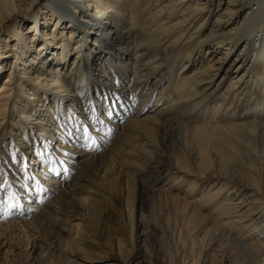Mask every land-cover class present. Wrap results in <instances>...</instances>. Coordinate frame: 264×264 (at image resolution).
I'll return each instance as SVG.
<instances>
[{"label": "bare ground", "instance_id": "bare-ground-1", "mask_svg": "<svg viewBox=\"0 0 264 264\" xmlns=\"http://www.w3.org/2000/svg\"><path fill=\"white\" fill-rule=\"evenodd\" d=\"M42 1L0 54V264H262L264 0Z\"/></svg>", "mask_w": 264, "mask_h": 264}, {"label": "rangeland", "instance_id": "rangeland-1", "mask_svg": "<svg viewBox=\"0 0 264 264\" xmlns=\"http://www.w3.org/2000/svg\"><path fill=\"white\" fill-rule=\"evenodd\" d=\"M36 1L41 2L42 0H36ZM34 3H35V0H23L20 3V5H18L17 7H12L13 10L8 9L5 13L4 12L0 13V54H2V52H4V54H6V55L10 54V56H8L6 58V61L2 64L3 70L5 72L4 76L8 75L7 70H9L11 68L12 62L14 59V51L5 49L6 48L5 46L7 45L6 43L9 40L11 41L10 45L12 43H14L13 42L14 33L17 32V29L21 26L22 23H25V20L27 18L26 8L28 7V5H32ZM15 12H18V13L16 14ZM10 13H15V14L8 17V15H10ZM2 59L4 60L5 58H0V60H2ZM2 77H3V75H2ZM109 83H110V81H108L106 78H103L102 84L107 85ZM10 113L13 114L11 107L8 108V111L5 113L11 119ZM10 137L11 136L9 134V131H6V133L2 136V139L0 141V162H2L3 165H5L6 168H8V170H9V171H7V170H5V168L0 166V188H1V190L5 188L4 192H2L0 190V218H2L4 220L5 219L11 220L12 217L15 216L14 213L17 211L18 207L20 206L19 203H17V201H16V199H17L15 197L16 196V194H15L16 190L12 189V191H13L12 194L9 193V191H8L9 188L5 183V180H6L5 174L12 173V175H13L14 172L11 169V165H14L15 167L16 166L19 167L23 163V156H22V154H20L18 156L12 155L10 157H12V161L14 160V162H12L11 160H8V163H6L7 159H1V157L5 158V157H3L2 152L8 153L6 147H7V145H9ZM61 140L63 141L64 139H61ZM25 160L27 161V159H25ZM63 165H64V163H63ZM64 166H66V165H64ZM52 168H53V166H52ZM35 188H37V190H38V188H40V187H38V185H37ZM20 197H23V196H20ZM96 219H97V221H96ZM96 219H95V222H93V228L96 231L98 236H102L104 234V228H103L104 219H102V217L100 218V216H98ZM94 225H98V226H94ZM121 230H122L123 234H124V231H125V233H127V230L126 229L124 230V226H121ZM43 231L47 235L50 233V230H47V229L43 230ZM47 231H49V233ZM16 239L21 240L23 243V246H24L25 244H27L29 239H31V237H30L29 233L26 234V232L25 233L23 232L22 235L21 234L17 235ZM24 253H25V251H24ZM159 256L160 255H157L158 261L160 260ZM262 264H264V261Z\"/></svg>", "mask_w": 264, "mask_h": 264}]
</instances>
